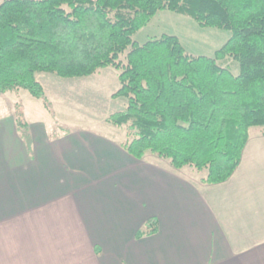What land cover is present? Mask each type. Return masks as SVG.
<instances>
[{
    "label": "trees",
    "instance_id": "obj_1",
    "mask_svg": "<svg viewBox=\"0 0 264 264\" xmlns=\"http://www.w3.org/2000/svg\"><path fill=\"white\" fill-rule=\"evenodd\" d=\"M162 10L229 29L231 37L213 57L189 54L175 35L135 41ZM110 66L119 71L113 97L128 104L107 121L125 130L120 146L138 160L157 156L194 170L202 184L223 183L251 129L264 133V0L0 2V94L27 89L47 99L38 74L77 78ZM21 118L18 129L29 128ZM156 231L150 218L137 237Z\"/></svg>",
    "mask_w": 264,
    "mask_h": 264
},
{
    "label": "crops",
    "instance_id": "obj_2",
    "mask_svg": "<svg viewBox=\"0 0 264 264\" xmlns=\"http://www.w3.org/2000/svg\"><path fill=\"white\" fill-rule=\"evenodd\" d=\"M28 132L0 122V264H264L261 130L218 184L89 131Z\"/></svg>",
    "mask_w": 264,
    "mask_h": 264
},
{
    "label": "rangeland",
    "instance_id": "obj_3",
    "mask_svg": "<svg viewBox=\"0 0 264 264\" xmlns=\"http://www.w3.org/2000/svg\"><path fill=\"white\" fill-rule=\"evenodd\" d=\"M163 34L178 36L191 55L213 57L232 33L225 28L202 26L188 15L162 10L134 35V40L143 44ZM228 63L232 65V71L239 74V62L230 59ZM118 75L119 71L111 66L93 75L77 78L40 73L38 80L45 88L47 99L37 98L27 89L0 94V122L11 115L15 118L21 115L29 128L32 122L44 124L52 138H57L61 132L69 134L85 130L121 144L126 138L125 130L107 121L111 114L123 111L128 104L126 97H113L120 87ZM252 130L260 132L257 127ZM147 160L170 166L157 156L149 155ZM182 174L199 181L201 178L189 168L184 169Z\"/></svg>",
    "mask_w": 264,
    "mask_h": 264
}]
</instances>
